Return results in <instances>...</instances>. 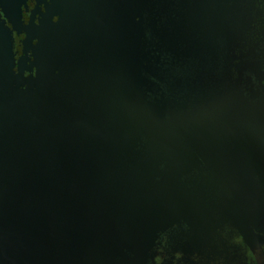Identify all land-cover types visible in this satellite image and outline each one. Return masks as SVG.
I'll use <instances>...</instances> for the list:
<instances>
[{"label": "water", "instance_id": "obj_1", "mask_svg": "<svg viewBox=\"0 0 264 264\" xmlns=\"http://www.w3.org/2000/svg\"><path fill=\"white\" fill-rule=\"evenodd\" d=\"M144 1L0 0V264H148L182 224L250 234L264 105L237 91L201 107L216 131L253 135V171L219 182L210 125L183 127L151 97Z\"/></svg>", "mask_w": 264, "mask_h": 264}, {"label": "flooded vegetation", "instance_id": "obj_2", "mask_svg": "<svg viewBox=\"0 0 264 264\" xmlns=\"http://www.w3.org/2000/svg\"><path fill=\"white\" fill-rule=\"evenodd\" d=\"M142 7L145 51L155 52L146 65L162 76L152 78L158 85L152 98L164 94L173 105L185 98L188 107L191 95L205 94L213 84L229 85L230 94L239 91L248 102L252 93L264 98V0H145ZM13 37L18 52L24 35L13 31ZM212 96L205 98L213 101ZM212 235L175 226L160 235L148 264H264V253L256 256L232 225ZM254 235L264 242V228Z\"/></svg>", "mask_w": 264, "mask_h": 264}, {"label": "rangeland", "instance_id": "obj_3", "mask_svg": "<svg viewBox=\"0 0 264 264\" xmlns=\"http://www.w3.org/2000/svg\"><path fill=\"white\" fill-rule=\"evenodd\" d=\"M226 84H228V83H226ZM238 84H239V81H238ZM213 85H214V87H211L210 89H208V91L205 94L201 93L199 95L198 94L191 95V102H188V101L186 102L187 104H189L188 107H187V105H183V103L186 101L185 98L183 99V100H185L183 103H180V101H179L178 104L180 106H174L172 101H169L168 99L165 100L166 96L164 94L160 95V99L163 100V103L167 107V110L170 112V115L172 113H173V116L186 113L187 118L185 120H183L184 121L183 127H185V126H187V127L196 126V130L199 131V133L203 132V134H206V132H208V131H206V128H209V125L211 128L214 127V125H215L214 124V118H216V116H215V113L213 111L217 110V109H214L216 107L212 108V106H211V107L207 108L205 113L202 111L201 107L206 105V102H209V100H210V99L207 100V98H205L206 95H210L211 93H213V96H215V97H213V96L212 97L216 98V97H220V96H223L226 94L228 95L231 92V91H229V89L232 90L229 87V85H227V87H224V86L221 87L220 85L216 86L215 84H213ZM239 85H238V87H239ZM186 98H188V96ZM213 98H211V99H213ZM245 99L248 100V98H246V97H245ZM249 101L261 104V107L264 105V98L259 100L258 95H254L253 93H252ZM170 103H172V104H170ZM259 107H260V105H259ZM193 111H194V113L190 114ZM200 116H202L201 117L202 121L198 122V118ZM261 126H262V128L261 127L260 128L264 129V123ZM212 129H213V131H212L213 134H210L211 138L214 139V141L217 145V148H219V150H220V151H216V153H215L217 157H216V161L213 162L212 167H215V168H218V167L222 168L223 167L222 169H213V170H215L217 173H220V177H216L217 180H219V182L226 183V184L231 183V185H232L233 181L236 180L237 177L242 176V173L244 171V167L246 169L250 168V162H249L250 159H249V161L247 159V162H249V164L247 163L248 165L247 166L245 165V163H246L245 158L247 155H246L244 149L247 150L248 145L245 144V146H244L245 148H244L243 147V140L249 141L253 135L251 137H248V138H243V134H242L241 129L238 132H236L235 130H233V131H227L226 130L227 132H225V130H224V131L218 132V131H216V129H214V128H212ZM258 131H259L258 132V134H259V150L264 151V130H258ZM237 145L239 146V148H237ZM242 147H243V149H242ZM255 159H256V163H257L258 160L260 161L262 159V155L258 154ZM235 167H238V168L235 169ZM251 168H255V167L252 166ZM251 168L249 170V173H250V171L251 172L253 171ZM263 168H264V166H263ZM258 172H259V178L264 179V171L259 170ZM243 175H244V173H243ZM249 181H250V178L248 179V182ZM257 188H259L258 193H252L249 186L247 187V191H246L248 194V200L247 201L250 203V201H251L250 198H253L254 199L253 202L255 205V212H254V216H253L254 222H250L251 224L249 223L250 225H249L248 229L250 231V234H247L248 236H246V239L248 238L249 241L251 242V248H252V250L255 251L256 256H258L259 253H264V242H259L256 238V235H254L256 233V230L260 231L264 228V188H263V186H259ZM213 219H214L213 223H216L215 215L213 216ZM250 221H252V220H250ZM213 229H215V227L211 228V230H213ZM217 230L210 233L209 236H211V234H214ZM192 234L194 235L195 233L192 232ZM240 234H241V232H240Z\"/></svg>", "mask_w": 264, "mask_h": 264}]
</instances>
